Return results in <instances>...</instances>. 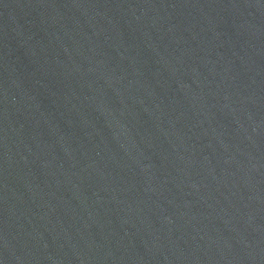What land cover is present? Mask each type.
<instances>
[{"label":"water","instance_id":"obj_1","mask_svg":"<svg viewBox=\"0 0 264 264\" xmlns=\"http://www.w3.org/2000/svg\"><path fill=\"white\" fill-rule=\"evenodd\" d=\"M0 264H264V0H0Z\"/></svg>","mask_w":264,"mask_h":264}]
</instances>
